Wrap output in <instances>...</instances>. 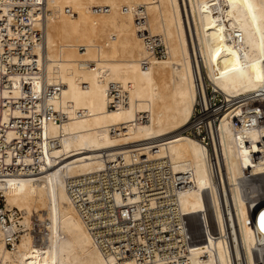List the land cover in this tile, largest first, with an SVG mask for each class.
I'll return each instance as SVG.
<instances>
[{
	"label": "bare ground",
	"instance_id": "1",
	"mask_svg": "<svg viewBox=\"0 0 264 264\" xmlns=\"http://www.w3.org/2000/svg\"><path fill=\"white\" fill-rule=\"evenodd\" d=\"M21 6L33 20L28 34L21 30L27 40L19 55L13 40L21 36ZM45 8L35 0L15 1L8 23L17 31H10L11 41L0 34V124L6 126L0 158L33 163L19 174L0 175L2 201L18 211L21 225L18 241L9 238L11 247L0 229V264H151L137 255L120 262L103 253L100 246L119 237L112 231L128 225L118 218L112 227L108 223L117 217L110 216L103 221L106 234L96 237L79 210L87 201L94 206L100 195L94 180L101 181L111 209L112 200L136 205L131 212L122 209L124 219H137L140 209L147 215L158 204L136 184L125 196L113 183L115 190L108 188V175L115 180L120 163L140 175L155 165L172 170L178 187L170 190L177 199L174 221L194 241L182 259L156 264H233L231 256L238 264H263L253 250L263 240L245 223L242 190L250 184L264 193V160H251L264 150V121L255 116L258 109L264 113V0H45ZM136 15L146 23H136ZM143 29L160 38L164 56L146 44L156 42L138 34ZM24 79L44 105L35 99L30 108L21 106ZM207 86L225 102L216 123ZM24 117L37 126L44 121V159L39 131L25 129ZM33 150L40 170L25 173L34 168Z\"/></svg>",
	"mask_w": 264,
	"mask_h": 264
},
{
	"label": "built area",
	"instance_id": "2",
	"mask_svg": "<svg viewBox=\"0 0 264 264\" xmlns=\"http://www.w3.org/2000/svg\"><path fill=\"white\" fill-rule=\"evenodd\" d=\"M20 1L21 3H25L28 0H0V34H2V39L11 41L9 38L10 31H17V28L15 26H10L9 21V9L10 6L15 2ZM36 3L41 5V11L45 12V0H35ZM8 7V11L4 12L3 7ZM25 6H21V14H17L18 20H22V25L18 28V31L20 32V37L14 36V44L18 46V54L21 55V45L24 41H26L25 35L21 34V30L25 29V33L28 34V26L30 28L31 22L33 20L32 16L29 15L28 12H26L23 8ZM107 11V8L104 7V12ZM137 17V15H136ZM3 18V19H2ZM136 23L142 22L146 23V19L144 17L139 18V16L135 19ZM141 20V21H138ZM31 33V32H30ZM36 34V33H34ZM39 34V33H38ZM138 34L141 36H144V38L147 39V41L150 42H156V44L153 46L151 43L146 42V44L149 45V47L152 48L153 53L157 57H162L165 54V47L163 43L161 42L160 38L157 36L148 37L147 30L143 29L142 31H138ZM39 37L40 36L39 34ZM8 51V50H7ZM3 59V56H1ZM35 59V57H34ZM34 67V64H32ZM23 71V70H22ZM50 88L45 89L44 86L41 88V92L43 90V93L49 92ZM47 90V91H46ZM20 91L19 98L26 99V104H22L21 106L24 107L27 105V108H30L31 101L35 99H41L42 104L44 105V100H42V95H34L32 94V83L29 79H24L20 83ZM206 95L209 100V108L212 111V116H216L213 119V122H217V114L216 111L223 107L224 103L222 99V95L218 94L217 92H213V89L211 86H207L206 88ZM38 97V98H36ZM14 105V104H13ZM196 111H199L201 109L200 104H197ZM262 110L258 109V112L255 114L257 117L258 122L264 121V113H260ZM264 112V111H263ZM199 115V114H198ZM39 116L41 119L48 118V112H46L44 115L39 113ZM0 114V119H1ZM12 119H18V118H11ZM21 121L18 120L17 123V129L22 130L23 126L20 123ZM26 123L24 126L25 129H35L39 131L40 136H37V139L40 141L42 145L38 147L37 149L41 154H43V159L45 157V153H47L46 149V136H45V125L44 121L42 126H37L35 124L34 118L32 117H24L23 121ZM12 126V125H11ZM6 126H2L0 124V134L3 133V130ZM195 132V131H194ZM197 135H200L201 132H197ZM200 133V134H199ZM202 137H204V131ZM24 137V133H22V138ZM44 137V139H43ZM201 137V138H202ZM54 141H50V146L54 145ZM205 142V141H204ZM209 141L206 140V144L211 149V145L208 143ZM12 142H6L5 144H10ZM19 143V142H17ZM3 145V147H4ZM261 144H259L260 146ZM263 149H264V140H263ZM43 146V147H42ZM32 153L35 156V165L32 171H26L25 173H36L40 170V167L38 165V160L36 158V152L35 150L32 151ZM20 157L12 156L11 158H8L9 161L6 162V160H3V158H0V175L4 176H11L15 174H19V169L24 167L28 168L32 166L33 163H26L24 161L18 160ZM263 158L264 160V150L259 152V154H252L251 160L254 163L258 159ZM43 159L41 161H43ZM117 168V169H116ZM114 170V177L115 180H113L112 176L108 177L110 180H107L108 188L112 187V190H115V187L111 185L115 184L116 186L121 187L123 196H125L126 192L131 191V186L133 184H136L139 187V191L142 195L146 196V194H149V196H157L158 204L155 207H148L146 210H148V214H144V209H140L139 217L137 219L130 218L127 216V219L123 218V214H121L122 209L129 210V212L132 211V208H136L135 204H131V206H118L114 200L111 201L113 204V209H111L107 203L104 202V193L105 188L101 184V181L94 180L91 181L95 185H98L96 189H94V192H100V195L95 198L94 206H90L89 202L84 203V208H79L82 217L86 222L93 223L92 225H89V228L91 230L97 231L96 237L106 234L101 233V230L105 226L103 223L104 220H106L110 216H115L117 219L114 223H108V225L114 227L117 224V220L122 219L124 220L125 224L128 225V228L125 230H121L118 232H114L113 235H118L116 239H112L111 241H107L104 246H100L103 253L112 252L115 254L116 258L122 262V260L127 258H132L135 255L142 258V261L149 262L151 264H156L157 261L162 260L171 262L174 258L182 259V256H185V252H187L188 245L192 244L194 239L190 238L188 233L185 231H178L179 226L175 223L174 219L177 215V199L176 194L174 192H170L171 188L174 186L175 190L176 184L173 183V174L172 170L165 168L162 165H155L149 169H142L143 175L139 174V169L134 168L131 169L127 165H123L120 163L119 169L116 167ZM106 174H108V168L106 169ZM103 183V181H102ZM248 184V189H243V193H245V200L247 201V209L249 213V218L246 219V225L250 226L252 228V232L254 237L257 239V241H262V243L256 244V247L254 252L257 254V260L258 263L264 264V193H260V187L256 185ZM73 190H77L79 187V184L73 183L71 185ZM85 193V192H84ZM81 194V193H80ZM2 197L0 196V229L3 230V233L6 240V246L11 247V241L9 238H13V240L18 241V232L21 227L19 221H18V211L14 208L13 211L5 208L4 202L2 201ZM100 201H103L102 204H99ZM224 202V210L226 212V217L229 222V213L226 211V206ZM12 214H11V212ZM84 211L88 213L85 214ZM157 211V212H156ZM159 211V212H158ZM176 213V214H175ZM11 215L15 217L16 219L14 221L11 220ZM235 216V215H234ZM179 221V220H178ZM122 222V221H121ZM237 223V222H236ZM15 224L17 227H15ZM212 233L213 236H217L213 225L211 224ZM34 232V230H31ZM139 235L142 238V241L139 240ZM104 236V235H103ZM228 240V235H227ZM105 239V237H104ZM106 240V239H105ZM182 246H185L184 250H182ZM260 249V250H259ZM261 251V253H260ZM232 263H237V258H233L231 256ZM140 264V261L137 262ZM240 264H243V261Z\"/></svg>",
	"mask_w": 264,
	"mask_h": 264
},
{
	"label": "rangeland",
	"instance_id": "3",
	"mask_svg": "<svg viewBox=\"0 0 264 264\" xmlns=\"http://www.w3.org/2000/svg\"><path fill=\"white\" fill-rule=\"evenodd\" d=\"M208 88H209V86H208ZM195 116H197V112L194 114V117ZM202 130V129H201ZM194 131L197 133L198 131H197V129H194ZM198 134V133H197ZM202 135H203V130H202V133H201Z\"/></svg>",
	"mask_w": 264,
	"mask_h": 264
}]
</instances>
